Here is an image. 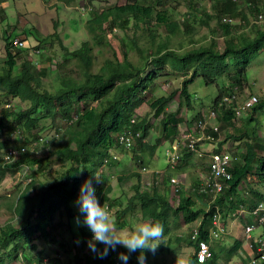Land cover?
<instances>
[{
    "label": "trees",
    "instance_id": "trees-1",
    "mask_svg": "<svg viewBox=\"0 0 264 264\" xmlns=\"http://www.w3.org/2000/svg\"><path fill=\"white\" fill-rule=\"evenodd\" d=\"M73 1L65 0L67 3ZM176 1L178 0H125L100 10L89 5L91 18L87 21V28L91 38L84 40L79 47L70 49L57 30L51 35L57 40L52 39L50 42H58L64 51L65 57L61 65L71 63L74 58L79 68L76 72L59 73L58 86L53 89L46 85L44 79L50 72L49 66L35 65L31 60H27L22 52L28 50L14 43L18 34L12 35V31L5 30L2 36L4 45L0 43V103L4 100L0 116V151L4 152L12 132L18 128L25 130L28 135L26 140H37L38 135L29 134L31 135L34 128L43 127L42 115L52 117L53 123L59 117L66 125L56 126V132L61 138L54 140L41 156L25 153L14 164H3V158L0 156V183L4 182L12 169L10 166L16 168L24 160L37 164L40 170L52 155L70 163L65 166L63 173L53 180H41L33 174L29 182L20 187L18 194L8 200L7 208L12 217L6 223L0 221V248L13 245L9 253L13 258L18 257L16 252L23 250V258L29 262H32L33 258L37 260L35 264H43L46 257L40 254L38 243L35 242L36 237H41L47 242L61 239L57 238L59 232L53 234L56 230V214L66 211L71 218L75 216L78 212L75 211V201L80 186L86 179H92L98 202L103 207L106 204L107 208L114 209L113 223L117 227L126 225V216L137 207L140 208L141 216L151 219L153 224L162 218L170 224H179L180 219L188 224L201 217L200 239L208 241L212 251L207 261H198L199 243L192 239L191 235L187 238L179 234L170 235L168 242L172 245L183 241L187 243L185 245L192 246L193 252L189 254L186 264H222L214 242L222 236L210 234L212 214L215 206L219 205L225 220L227 208L235 210L240 201H245L241 197L236 199L239 186L249 187V200L254 196L264 197L263 191L259 189L260 184L264 186V156L256 152L257 144L246 142V153L242 154V159L234 158L230 166L232 177L226 181L225 189L211 204L209 194L193 190L200 180L193 184L187 194L183 192L182 185L178 192L179 203L175 206L165 190L171 175L167 170L162 171V184L156 182L161 173L154 171L150 176L153 181L150 186L144 183L145 180L141 179L139 171L135 170L130 173L138 176L139 180L134 185V194L128 198V205L123 207L112 197L113 186L102 168L103 165L119 161V158L113 159L110 156V161L106 163L105 158L109 156L111 148L118 147V137L125 129L141 131L142 135L136 137L133 149L120 146L131 152L139 166L145 164L143 155L149 153L154 156L163 140L180 141L181 126L188 122L180 115L179 109L183 104L190 107L193 102L189 84L198 77H202L207 84H215L218 94L213 99V107L220 102L223 94L232 92L236 86L245 89L250 63L264 50V23H261V20H264V12H260L258 0H211L210 10L202 4V0H192L193 6L181 18H177L174 12ZM89 3L92 4L93 1L89 0ZM248 11L254 19H248ZM260 14H263L262 18ZM225 16L239 19L237 22L227 21L224 20ZM214 18L220 31L212 28L209 35L195 41V24H206ZM243 23L254 29L253 32L244 31ZM132 26L134 33L142 30L145 38L143 44L136 34L131 36L128 32L126 38L118 36L119 41L116 42L109 36L115 29L125 31ZM163 28L166 30L165 34L160 32ZM24 31L33 35L39 45L49 41V37L41 38L42 34L33 25L28 29L25 27ZM220 37L223 38V44L219 42ZM19 57H22L21 62ZM164 71L182 77V100L177 110H170L167 104L176 96L177 90L157 96L151 103L155 119L158 118L155 124L150 113L138 118L137 109L146 101L156 79L161 77ZM223 77L228 78V83L221 87L219 81ZM9 97H18L28 102V106L23 109L5 106L10 104ZM234 105L235 102H232L229 107L220 106L218 109L216 120L220 131L238 117L232 108ZM261 109H264V98H259L257 104L248 111L249 120H253V114ZM73 114L77 117L69 122ZM135 116L136 122H132L131 119ZM154 125L161 128V135L155 142H151L146 138ZM188 125L191 129L190 124ZM209 131L213 136L210 141L217 142L212 152L226 151L222 140L218 142L217 139L220 132L210 128ZM5 133L6 138H2ZM20 141L17 139L13 144L20 146ZM205 141L207 140L199 141L198 148ZM139 151L141 154H138ZM183 159L182 157L181 161ZM255 163L257 167L254 166ZM94 173L101 177L102 182L98 183L93 178ZM124 177L127 176H120L119 179ZM196 196L205 203L198 205ZM3 197V194H0V209L3 207ZM228 197L230 198L227 203ZM80 232L87 238L81 239L79 234L76 235L81 241L80 251L76 254L77 264H123L118 258L121 252L129 256L127 263L139 264V250L129 253L119 245L115 251L109 249L105 258L89 260V255L84 249L93 234L85 225L81 227ZM96 246L104 247L99 243ZM241 246V240L237 239L230 248L225 249L224 260L227 261L223 264H230L232 258L236 261L235 255ZM179 249L180 246H175L176 252ZM144 255L146 264H166L162 259H157V263H154L150 251H145ZM49 260L50 264H55L51 258ZM3 263L4 259L0 256V264ZM259 264H264V261Z\"/></svg>",
    "mask_w": 264,
    "mask_h": 264
},
{
    "label": "rangeland",
    "instance_id": "rangeland-1",
    "mask_svg": "<svg viewBox=\"0 0 264 264\" xmlns=\"http://www.w3.org/2000/svg\"><path fill=\"white\" fill-rule=\"evenodd\" d=\"M93 3L90 4L89 0H74L71 3L65 2V0H0V43L3 46L4 40L2 38L5 30L9 29L13 32L12 35H17L16 38L20 40H24L25 44L23 45L28 51L22 52L25 55L27 60H31L35 65L43 66V64H47L49 66V74L44 78L46 85L53 89L58 86L57 76L59 73L67 74L69 72H76L79 70L77 67L76 59H71V63L61 65L65 54L63 49L60 47L58 42H50L52 39L57 40L55 37H52V33L57 30L60 37L63 39L64 43L69 46L70 49H75L79 47L80 44L91 38V34L87 28V21L91 18V13L89 11L88 6L92 5V7L96 9H102L105 6H110L117 3L124 2L125 0H92ZM202 4L206 5L207 8L211 9V0H202ZM258 5L261 8L260 12H264V0H258ZM174 12L177 18H181L185 12L189 10L193 6L192 0H178L174 3ZM203 6V5H202ZM201 16V11L199 12ZM248 19L252 17V13L247 12ZM235 22L239 19L235 18ZM261 23H264V20H261ZM238 24V23H237ZM33 25L41 34V38L49 37V41L40 43L39 41L31 34H26L24 28L28 29L29 26ZM244 27V31L253 32L254 29L251 27L248 28L244 23L242 24ZM195 41L203 38L206 35L210 34V30L214 28L218 32L217 21L212 19L209 23L198 22L195 24ZM133 26L123 31L122 29H115L113 34L109 33V36L112 37L114 42L119 41V37L126 38L127 32L129 35L136 34L140 39L141 44L145 42L144 35L142 30L139 29L137 33H134ZM160 32L162 34L166 33V30L161 29ZM182 36V35H180ZM176 37V36H175ZM183 38V37H182ZM181 38V39H182ZM130 41V40H129ZM185 42L188 41L185 39ZM219 42L223 44V38H219ZM120 44V43H119ZM41 47L40 49L38 47ZM22 57H19V62L22 61ZM183 79L182 77L176 74H168L166 71L163 72V75L156 79L152 90L148 93L146 101L137 109V115L140 118L141 116L150 113V116L155 124L158 122V118L155 119V111L151 106L152 101L160 95L169 94L173 90H177L176 96L167 104V108L170 110H177L179 104L181 102V92L180 88L182 86ZM220 86H224L228 83V78L223 77L219 81ZM189 90L192 94V105L188 107L186 104L180 107L179 112L180 115L185 117L190 128H194L195 121L197 120L198 114H205L209 111L213 103V99L218 94V88L215 84H207L202 77L196 78V80L189 84ZM250 93L257 94L258 97L264 98V50L260 52L255 59H253L250 63L248 77L246 81V87L241 92L240 100L247 97ZM6 100V99H5ZM10 104H5V106L10 105L16 109H23L28 106V102L22 101L18 97H9ZM4 100L0 103V116L2 114V107ZM245 114V113H244ZM248 115L249 113L246 112ZM76 114H73L74 116ZM77 116V115H76ZM255 116V118H254ZM258 116V119H256ZM253 120L249 121L252 128L248 129L245 126H238L233 131L234 133H226V127L221 128L220 134H218L219 141L222 140V146L224 150H226V139L231 138V141L236 139H243L246 141H255V135L252 138L248 134L251 132H256L257 135L260 136L259 130L261 129L260 123L262 120L264 122V109L259 110L257 113L253 114ZM41 124L42 128H34L30 136L38 135V137L42 138V143L39 145L41 150H38L37 155H43L46 152V148L53 144V141L56 140V126L62 125L63 127L66 125L64 120L59 117L56 119V122L53 123L52 117L41 116ZM187 123H183L181 126V135L186 133L185 131L189 130V125ZM161 128L157 125H154L152 129H150L148 137L146 139L151 142H155L156 138L161 135ZM262 133L264 137V126L262 128ZM228 131V129H227ZM241 131V132H240ZM254 132V133H255ZM253 133V134H254ZM61 135V134H60ZM252 135V134H251ZM7 134H3L2 138H6ZM257 136V137H259ZM183 138V137H182ZM169 141L163 140L162 144L158 147L156 154L151 156L149 153H146L144 156V162L146 167L149 170H167L171 175H178L183 179L184 193H189V190L192 188L193 184L199 180L200 176L203 173H207V166L209 160L207 162V158H210V154H208L205 158L206 161L200 162L194 161L192 159L186 160L187 153L185 154L184 159L178 163L179 167L172 168L170 166V161L168 156L166 155V148L170 145ZM217 146V142L214 141H206L201 146V150L204 152H212L213 148ZM117 153L119 154V161L113 162L112 164L103 165L102 168L107 176L108 181L113 186V191L111 193L112 197L117 199L120 204L124 206L128 205V198L131 197L134 192V185L138 183V176L130 173L132 171H139L141 174V179L146 180L149 179V172L143 171L142 166H139L130 151L118 146L116 148ZM231 153V152H230ZM232 155H237L233 154ZM0 156H2V151H0ZM65 164V165H64ZM70 163L67 161H62L57 156L52 155L49 159H47L45 166L43 169H39L37 164H33L30 161L24 160L22 163L14 168L10 166L12 169L9 171L4 182L0 183V194H3V207L0 209V221L2 223H6L12 217V213L9 211V207L7 205L10 197L18 194L20 187L24 184H27L33 174L35 178L41 180H53L54 177L63 173L66 169L65 166ZM184 167V168H183ZM179 170V171H178ZM141 171V172H140ZM82 175V171L80 172ZM170 175V176H171ZM120 176H127L122 179H119ZM165 190L170 195L171 202L174 205H177V198L179 195H174L172 193L173 187L170 182L166 185ZM197 199V204L201 205L203 200L199 197H195ZM205 200V199H204ZM75 206V205H74ZM8 207V208H7ZM104 208L109 213L110 219L112 222L115 220V212L113 208H107L106 204H104ZM78 208L75 206V211ZM80 217L81 221L83 220L82 214L78 211L75 216L72 218L64 211L63 213H57L55 216L56 230H54L53 234L56 235L58 232L60 235L57 238H61L59 241L50 240L49 242L45 241L41 237H36L35 242L38 243L39 251L42 257L51 258L52 262L55 264H77L78 256L77 253L80 251V240L76 236L79 234L81 239L87 238L82 235L80 230L84 225L82 222L77 224L76 218ZM127 223L123 227H117V230L130 231L135 228L136 225L140 223H152L151 219L143 218L141 216L140 208L137 207L134 211L129 213L127 216ZM199 218L197 221L192 223L185 224L180 219L179 224H170L164 218L160 219L157 223H160L164 226L165 235L163 237V242L160 243L156 252L151 255L152 261L157 263L158 260H165L166 264H175L176 258L178 261L186 264L189 254L193 252L192 246L185 245V242H177L172 245L169 244L168 238L170 235H182L184 237H188L195 227L199 225ZM240 228L237 229L231 235H223L220 239H215L216 249L219 252V259L222 262H226L224 260L226 257L225 249L230 248L234 241L232 238H237L240 236L239 232ZM237 240V239H236ZM185 241V240H184ZM182 244V246L180 245ZM175 246H180V249L176 252ZM10 245L8 247L0 248V256L4 259L3 264H35L36 261L31 258L32 262H29L26 258H23V250H19L16 252L18 257L13 258L9 255L11 251ZM97 247V246H96ZM99 249H103L97 247ZM14 252V253H15ZM84 252L89 255V260L100 259L99 256L92 252L88 246L85 247ZM30 255V253H28ZM237 256V255H235ZM228 259V258H227ZM233 259V258H232ZM124 264V263H123ZM130 264V263H127Z\"/></svg>",
    "mask_w": 264,
    "mask_h": 264
},
{
    "label": "built area",
    "instance_id": "built-area-1",
    "mask_svg": "<svg viewBox=\"0 0 264 264\" xmlns=\"http://www.w3.org/2000/svg\"><path fill=\"white\" fill-rule=\"evenodd\" d=\"M238 1V0H235ZM263 17V14H260V18ZM224 20L233 21L235 19L230 16H225ZM14 43L18 46H23L25 44L24 40L18 38L14 39ZM243 90L236 86L232 92L225 93L221 96L220 102L215 104L213 107L209 108V111L202 115L200 113L195 121L194 128H191L186 133L181 135L180 141L170 142L169 146L166 148V155L169 158L170 166L176 168L178 163L182 159L181 147L186 146L189 150L197 152L198 155H201L197 144L201 140H211L213 136L209 131V128L220 132V126L217 122L218 109L221 107H229L232 102H235V105L232 106L235 114L237 116L243 115L245 112L251 110L259 101L257 94L250 93L247 97L240 100V95ZM221 106V107H220ZM77 116L74 115L71 117L69 122L73 121ZM136 116L131 119L132 122H136ZM61 126V125H60ZM59 126V127H60ZM25 130L16 129L11 134L10 141L6 144V149L2 153L3 164H14L17 159H19L25 153H34L38 154V150H41L40 144L43 142L42 138L38 137L37 140H26L28 136ZM56 135L58 133L56 132ZM141 131L137 132L131 129H125L121 132L118 137V146H122L126 149H133L136 145V137H140ZM30 136V135H29ZM183 137V138H182ZM21 140L20 146L13 144L15 140ZM25 142V143H24ZM24 143V144H23ZM138 154H141L139 151ZM118 159L119 154L116 151V147L110 149V154L105 158V162L108 163L111 159ZM234 160V156L228 151H216L210 153L209 163H208V172L201 178V180L193 187V190L209 194L211 199L209 203H213L216 197L225 189L226 181L232 177V172L230 171V166ZM142 165V170L149 172V179L144 181L148 186L153 184L151 179V174L154 171L160 172L159 178L156 180L158 184H162L163 175L162 170H149L148 167ZM171 186L173 187L172 193L178 195L180 188L183 185V179L174 174L170 176ZM179 201L177 200V204ZM209 204V205H210ZM251 213L255 218L253 222L247 223L244 227L245 230V240L243 246L251 249L250 252L246 253L242 250V246L238 250L239 259L236 261H231L230 264H259L264 261V201L258 202L252 209ZM200 219H202L200 217ZM257 228H262L261 233L258 235H253V231ZM227 232L226 221L222 217L219 205L215 206V210L212 214V225L210 228V234L217 237L225 235ZM192 239L199 243V249L197 252V259L199 262L203 263L207 261L212 254L209 242L205 239H200V225L194 228L192 234H190ZM43 264H50V260L45 258Z\"/></svg>",
    "mask_w": 264,
    "mask_h": 264
},
{
    "label": "clouds",
    "instance_id": "clouds-1",
    "mask_svg": "<svg viewBox=\"0 0 264 264\" xmlns=\"http://www.w3.org/2000/svg\"><path fill=\"white\" fill-rule=\"evenodd\" d=\"M55 138L59 140L61 137L56 136ZM80 171H83V167L80 168ZM93 178L98 183L102 182L101 177L96 173L93 174ZM95 192L92 179H86L81 184L78 198L75 201L78 211L83 216L82 221L80 217L76 218L77 224L82 222L93 234L91 239L87 241L90 250L103 259L108 255L109 249L115 251L119 245L126 248L129 253L139 250L141 253L137 257L139 264H146L144 252L150 251L153 254L156 252L160 243L163 242L164 226L160 223H140L130 231L117 230L109 213L98 202ZM97 243L102 244L103 249L97 248ZM118 258L124 264H127L129 260V256L124 252L119 253ZM175 264H183V262L176 258Z\"/></svg>",
    "mask_w": 264,
    "mask_h": 264
},
{
    "label": "crops",
    "instance_id": "crops-1",
    "mask_svg": "<svg viewBox=\"0 0 264 264\" xmlns=\"http://www.w3.org/2000/svg\"><path fill=\"white\" fill-rule=\"evenodd\" d=\"M248 112V111H247ZM249 113V112H248ZM249 116L250 114H243L241 116H238L237 118H235L234 120H232L230 122V125L227 126L226 125V133H234L233 131L235 130L236 127L238 126H245V128L250 129L252 128V126H249L250 125V120H249ZM258 119V116H256ZM249 120V121H248ZM252 121V120H251ZM261 123H260V126H261V129L259 130V133H260V136L256 134V132H251L248 134L250 136H252V138L254 137L255 135V141H251L252 144H257L258 146L255 148L256 149V152L258 154H261L264 156V137H263V133H262V128L264 126V122L262 120H260ZM191 125V124H190ZM241 132V131H240ZM254 133V134H253ZM252 134V135H251ZM259 136V137H257ZM218 139V142H219V137H217ZM231 138H227L226 139V151L228 152H231V154L235 153L237 155H233L234 158L236 157L238 160L239 159H242V154H244V152L246 153V149H247V146H248V143H246V141L244 142L243 139H236L234 141H231L230 140ZM210 141V140H208ZM206 142V141H205ZM204 142V143H205ZM249 141V143H251ZM170 142H168L169 144ZM204 143H201L200 146H199V150H201V146L202 144ZM181 154H182V157L184 158L185 157V154L187 155L186 157V160H189V159H192L194 161H199L201 160L200 162H203V161H206L205 157L210 154L211 152H204V151H200L202 154L201 155H198L197 152H194L192 150H189L186 146H183L181 147ZM209 156V155H208ZM201 158V159H200ZM235 158V159H236ZM209 158H207V162H208ZM255 167H257V163H255L254 165ZM178 167V166H177ZM208 167V166H207ZM184 168V167H183ZM179 171V170H178ZM205 175V173H203V175L200 176L199 180H201V178H203V176ZM198 180V181H199ZM259 189H261L264 193V186L262 184L259 185ZM238 195H237V198L236 199H240L239 197L241 198H244L245 201H240V203H238V208L235 209V210H232L230 208H227L226 209V218H225V221H226V227H227V232H226V235H231L232 233H234L237 229L240 228L239 232H240V236L237 237V238H232L233 241H235L236 239H240L241 240V243H242V250L246 253L250 252L249 248L248 247H245L243 246V242L245 240V230H244V227L247 223H250V222H253V220L255 219L251 213V209L260 201H264V197H260V196H254L252 198V200H249L247 197L249 194H251V190L249 189V187H247L246 185L244 186H239V191H238ZM230 197H228L226 199V202L228 203V199ZM205 201V200H204ZM199 221V220H198ZM262 231V228H257L255 229V231H253V235H258L259 233H261ZM238 254V253H237ZM236 257V256H235ZM234 257V258H235ZM236 259H239V255H237ZM231 261H235V259H232Z\"/></svg>",
    "mask_w": 264,
    "mask_h": 264
},
{
    "label": "bare ground",
    "instance_id": "bare-ground-1",
    "mask_svg": "<svg viewBox=\"0 0 264 264\" xmlns=\"http://www.w3.org/2000/svg\"><path fill=\"white\" fill-rule=\"evenodd\" d=\"M197 221V220H196ZM200 223H201V219H199V225H200ZM191 234H192V232H191ZM249 250L251 251V249L249 248Z\"/></svg>",
    "mask_w": 264,
    "mask_h": 264
}]
</instances>
